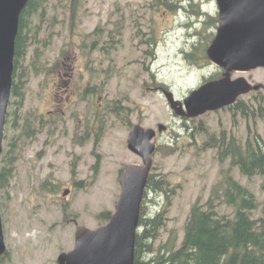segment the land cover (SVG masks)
<instances>
[{
  "label": "rangeland",
  "instance_id": "374dc122",
  "mask_svg": "<svg viewBox=\"0 0 264 264\" xmlns=\"http://www.w3.org/2000/svg\"><path fill=\"white\" fill-rule=\"evenodd\" d=\"M182 1L82 0L73 10L69 0H48L38 44L29 48L21 71V97L10 98L17 105L7 110L13 116L4 127L3 150L11 152L12 167L0 191L7 253L0 264H57L59 254L73 249L78 226L107 224L97 216L114 213L120 174L127 165L142 164L126 146L135 125L167 128L153 143L174 150L155 152L151 173L163 174L174 193L169 203L152 194L147 210L167 209L160 239L174 234L177 245L192 204H204L230 168L215 149L201 147L205 133L225 132L242 143L257 133L264 141V118L246 121L223 109L187 119L171 111L166 95L183 102L210 78H222L202 58L218 23L216 5L182 10ZM35 47L42 53L38 59ZM230 77L264 86V68ZM260 94L264 88L239 99L250 102ZM115 101L123 113L105 111ZM198 124L204 133L196 131ZM230 173L255 195L259 206L252 216L262 217L264 178L248 179L234 168ZM216 211L233 215L226 205Z\"/></svg>",
  "mask_w": 264,
  "mask_h": 264
},
{
  "label": "trees",
  "instance_id": "16d2710c",
  "mask_svg": "<svg viewBox=\"0 0 264 264\" xmlns=\"http://www.w3.org/2000/svg\"><path fill=\"white\" fill-rule=\"evenodd\" d=\"M81 3L82 0H69V6L73 10ZM47 6L48 0H28L20 15L10 98L21 97L20 89L24 82L20 79L21 71L29 48L38 44L42 17ZM36 18L40 19L38 23H34ZM111 37L112 32H109L108 41ZM41 55V50L35 47L33 56L38 59ZM202 58L205 64H210L205 53ZM14 104L9 102L8 107ZM119 105L115 101L105 111L109 114H121L124 109ZM227 110L233 117L240 115L246 121L264 118V95L260 94L250 102L238 99ZM8 115L13 116V112H7L5 125L8 124ZM195 129L205 132L201 124ZM205 134L207 139L201 147L215 149L219 162L228 161L230 168L221 172L220 179L211 188L209 198L204 204L200 200L192 204L179 245L174 234L166 241L160 239L161 230L166 226L167 209L155 212L147 210L148 197L152 194L164 196L169 203L174 193L173 189H169V182L163 174L150 173L140 207L133 264H264V211L260 218L252 216L259 206L255 195L238 183L230 173V169L234 168L245 178H264V141L257 133H252L243 143L234 135L227 136L225 132H221L219 136L207 132ZM173 137L175 139L177 135ZM173 150L172 145L165 144L163 148L158 145L156 152L170 153ZM3 151L0 156V191L6 187L12 167L11 152L6 148ZM220 205L230 207L233 215H219L216 210ZM109 216V213L102 212L97 219L107 222ZM6 254L5 252L0 261Z\"/></svg>",
  "mask_w": 264,
  "mask_h": 264
},
{
  "label": "water",
  "instance_id": "95a60500",
  "mask_svg": "<svg viewBox=\"0 0 264 264\" xmlns=\"http://www.w3.org/2000/svg\"><path fill=\"white\" fill-rule=\"evenodd\" d=\"M28 0H0V156L14 71L15 40L20 15ZM218 9L216 34L206 50L210 63L222 70V78L203 84L181 104L166 95L171 110L182 118H197L231 107L241 96L263 89L231 73L264 68V0H215ZM157 133L166 131L158 124ZM153 129L136 125L127 138V149L142 164L125 166L119 176L120 196L107 224L94 230L78 226L74 247L61 253L57 264H133L140 207L156 151ZM67 195V191L64 192ZM6 247L0 215V258Z\"/></svg>",
  "mask_w": 264,
  "mask_h": 264
},
{
  "label": "flooded vegetation",
  "instance_id": "af4514ba",
  "mask_svg": "<svg viewBox=\"0 0 264 264\" xmlns=\"http://www.w3.org/2000/svg\"><path fill=\"white\" fill-rule=\"evenodd\" d=\"M214 3L216 5V2L215 0H183L182 3L180 2L179 4V7L180 9L182 10H185L187 7H191V6H195L196 8H201V5H209V4H212ZM217 8V6H216ZM203 12V11H202ZM217 15H218V12H217ZM218 24V23H217ZM216 28H217V25H216ZM216 30V29H215ZM215 36V34H214ZM214 38V37H213ZM213 41V39H212ZM211 41V42H212ZM210 42V44H211ZM61 76V75H60ZM69 77H71V74L68 75ZM69 82V80H66L63 84V86L65 87V85ZM49 115L52 114V110H47L46 112ZM46 121V119L44 118L43 119V122ZM50 124V123H49ZM136 126V125H135ZM132 130V129H131ZM131 132V131H130ZM65 192V191H64ZM64 194V193H63Z\"/></svg>",
  "mask_w": 264,
  "mask_h": 264
}]
</instances>
